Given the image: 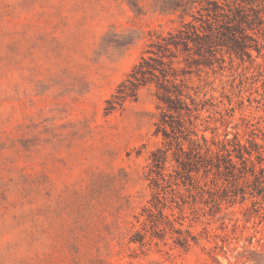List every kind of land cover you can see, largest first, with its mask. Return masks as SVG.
<instances>
[{
    "label": "rangeland",
    "instance_id": "obj_1",
    "mask_svg": "<svg viewBox=\"0 0 264 264\" xmlns=\"http://www.w3.org/2000/svg\"><path fill=\"white\" fill-rule=\"evenodd\" d=\"M216 1L217 19L208 0H0V264H264V201L213 212L168 193L169 221L147 220L160 73L118 97L152 42L209 18L176 81L203 105L199 134L254 137L264 154V0L237 28L249 56L228 52L231 0Z\"/></svg>",
    "mask_w": 264,
    "mask_h": 264
},
{
    "label": "trees",
    "instance_id": "obj_2",
    "mask_svg": "<svg viewBox=\"0 0 264 264\" xmlns=\"http://www.w3.org/2000/svg\"><path fill=\"white\" fill-rule=\"evenodd\" d=\"M208 2L213 6L206 7L203 14L217 19L215 9L221 6L216 0ZM253 2L231 0L228 3L229 13H220L226 17L223 26L228 52L249 56L246 40L243 36L239 38L236 32L243 29H237L241 22H259L261 15L258 10L252 9V19L244 12V7ZM210 10L214 13L210 14ZM205 22L206 26L200 27L186 23V30L179 27L162 35L161 40L152 42L146 52L154 55H141L123 82L125 85L128 81V89L118 95L119 98L134 95L140 85L153 78L158 80L160 73L161 81L157 85L160 117L156 131L161 132L162 140L150 156L146 176L152 198L150 205L144 208L147 220L155 227L159 226L160 220L169 221L163 213L168 193L172 194L171 201L176 202L178 197L182 204H202L213 212L219 211L224 203L232 204L248 198L253 203L264 201L262 145L254 137L242 141L237 134L229 137L228 132H224L222 137L215 134L206 136L204 132L199 134L196 120L203 105L198 107L194 98L184 93L181 83L176 81L177 74L171 64L178 56L177 52L183 53L192 47L200 52L210 42L207 30H210L211 25L208 24L211 21L206 18ZM164 65H170L172 72L169 73ZM183 96L190 98V104ZM207 129L209 127L205 126L203 131ZM211 131L214 132V129Z\"/></svg>",
    "mask_w": 264,
    "mask_h": 264
}]
</instances>
